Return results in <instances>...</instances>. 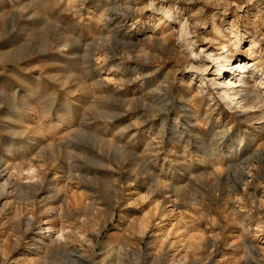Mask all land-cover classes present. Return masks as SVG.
<instances>
[{"label":"rangeland","instance_id":"obj_1","mask_svg":"<svg viewBox=\"0 0 264 264\" xmlns=\"http://www.w3.org/2000/svg\"><path fill=\"white\" fill-rule=\"evenodd\" d=\"M0 264H264V0H0Z\"/></svg>","mask_w":264,"mask_h":264},{"label":"bare ground","instance_id":"obj_2","mask_svg":"<svg viewBox=\"0 0 264 264\" xmlns=\"http://www.w3.org/2000/svg\"><path fill=\"white\" fill-rule=\"evenodd\" d=\"M223 58L224 59H227L229 62H232L233 63L236 60L234 50H231L230 49V51L227 54H224L223 55ZM253 64H254L253 60H246V59L245 60H240L237 63V65L235 67V70H234V71H237L236 74L231 75L230 76L231 78L229 79V81L226 82V83H224V84H223V82L216 81L217 79L220 80V77H218L216 79H213V81H214L213 83H215V84L218 83L217 85L221 89V95H222L223 98H225V99H227L229 101H233L234 98H236L237 95L243 96V95H241V92L244 91L245 90V87H246V78H245L246 72L248 71V68L250 66H252ZM217 74L218 75H221L222 74V71L220 69H217ZM225 84L228 87L225 86ZM240 100H241V98H240ZM242 100H243V106H242L243 108L246 107V106H249V103H250V98L249 97H246V96L245 97H242ZM251 101H253V100H251ZM252 107H254V106H252ZM48 229L50 230L51 228H48L47 227V230ZM62 231H64V229L62 227L59 228L57 230V232H59V233H57L58 234L57 237L53 238V240L55 239L57 243H59L61 245H65L66 242H67V238H66V236H64V234H62L63 233ZM51 235H52L51 233L48 234L49 237Z\"/></svg>","mask_w":264,"mask_h":264}]
</instances>
